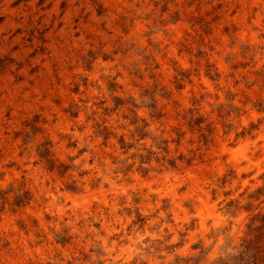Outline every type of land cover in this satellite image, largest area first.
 <instances>
[{"label": "clouds", "instance_id": "1", "mask_svg": "<svg viewBox=\"0 0 264 264\" xmlns=\"http://www.w3.org/2000/svg\"><path fill=\"white\" fill-rule=\"evenodd\" d=\"M262 185L264 0H0V264H264Z\"/></svg>", "mask_w": 264, "mask_h": 264}, {"label": "rangeland", "instance_id": "2", "mask_svg": "<svg viewBox=\"0 0 264 264\" xmlns=\"http://www.w3.org/2000/svg\"><path fill=\"white\" fill-rule=\"evenodd\" d=\"M261 196H264V185L259 186L253 193L250 194V200H255ZM250 207H252V205H250ZM252 219L255 222V225H258H249L250 231H252L254 235L253 244L264 243V214L258 211Z\"/></svg>", "mask_w": 264, "mask_h": 264}]
</instances>
